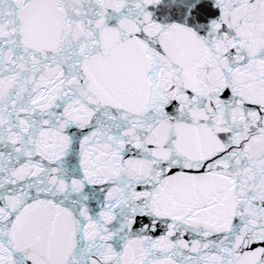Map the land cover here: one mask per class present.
<instances>
[{
    "label": "snow or ice",
    "instance_id": "snow-or-ice-1",
    "mask_svg": "<svg viewBox=\"0 0 264 264\" xmlns=\"http://www.w3.org/2000/svg\"><path fill=\"white\" fill-rule=\"evenodd\" d=\"M0 264H264V0H0Z\"/></svg>",
    "mask_w": 264,
    "mask_h": 264
}]
</instances>
